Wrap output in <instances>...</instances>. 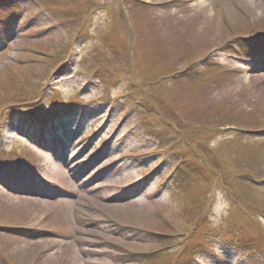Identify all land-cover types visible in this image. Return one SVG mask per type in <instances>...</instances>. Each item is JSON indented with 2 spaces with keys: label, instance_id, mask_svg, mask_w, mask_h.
Listing matches in <instances>:
<instances>
[{
  "label": "rangeland",
  "instance_id": "1",
  "mask_svg": "<svg viewBox=\"0 0 264 264\" xmlns=\"http://www.w3.org/2000/svg\"><path fill=\"white\" fill-rule=\"evenodd\" d=\"M10 2L0 264H264V0Z\"/></svg>",
  "mask_w": 264,
  "mask_h": 264
},
{
  "label": "trees",
  "instance_id": "2",
  "mask_svg": "<svg viewBox=\"0 0 264 264\" xmlns=\"http://www.w3.org/2000/svg\"><path fill=\"white\" fill-rule=\"evenodd\" d=\"M131 70V69H130ZM132 78H136L135 77V75H133L132 74ZM142 84V83H141ZM141 84H139V83H137V84H135V83H133L132 85H131V89L133 90L134 88H137V87H140L139 85H141ZM143 87H141V89H142ZM141 93H143L141 90H140V95H142ZM152 106V105H151Z\"/></svg>",
  "mask_w": 264,
  "mask_h": 264
},
{
  "label": "clouds",
  "instance_id": "3",
  "mask_svg": "<svg viewBox=\"0 0 264 264\" xmlns=\"http://www.w3.org/2000/svg\"><path fill=\"white\" fill-rule=\"evenodd\" d=\"M222 207L226 208L227 207V202H224V204L222 205Z\"/></svg>",
  "mask_w": 264,
  "mask_h": 264
},
{
  "label": "bare ground",
  "instance_id": "4",
  "mask_svg": "<svg viewBox=\"0 0 264 264\" xmlns=\"http://www.w3.org/2000/svg\"><path fill=\"white\" fill-rule=\"evenodd\" d=\"M253 6V5H252Z\"/></svg>",
  "mask_w": 264,
  "mask_h": 264
}]
</instances>
